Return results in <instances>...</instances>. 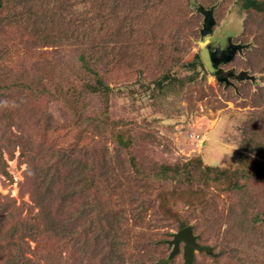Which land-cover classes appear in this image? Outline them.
Segmentation results:
<instances>
[{"label": "rangeland", "instance_id": "374dc122", "mask_svg": "<svg viewBox=\"0 0 264 264\" xmlns=\"http://www.w3.org/2000/svg\"><path fill=\"white\" fill-rule=\"evenodd\" d=\"M163 1L159 5L165 3V8L171 9L168 14L161 13L164 7L152 3L145 12L141 8L133 42L115 41L120 36L106 39L97 48L100 56L96 64L78 60L83 54L75 52L81 46L71 45L73 40L53 45L20 33L17 25L5 29L0 24V39L4 44L25 47L32 68L40 63L62 68L63 62L72 65L50 82L75 88L91 100L88 112L80 114L66 108L59 97L47 96L32 104L39 122L27 147L34 144L38 155L21 156L20 147L0 142V149L12 150L5 154L7 175H0V204L8 206L0 224V264L6 263L15 248L24 251L29 264H53L56 260L60 248L53 240L38 246L24 237L35 228L33 217L40 212L25 179L31 167L44 165L53 152L71 153L73 158L76 149H97L96 158L113 160L106 168H113L116 176L101 184L114 188L110 199L119 213L131 216L134 204L129 196L135 200L152 197L151 222L146 218L138 224L129 219L120 233L141 243L151 233L154 239L161 237L155 248L161 259L153 264H183L182 243L178 254L165 262L171 250L165 240L180 228V222L190 224L198 242L211 249L210 254L196 251L193 264H252L256 259L255 264L260 263L264 216L255 212H264V12L245 10L241 0H215L211 5L210 0ZM144 2L149 1L126 0L120 4L121 13L139 9ZM200 8L212 9L213 23L206 38L217 59L230 57L220 67L233 73L231 85L216 81L201 65L198 52L205 15ZM124 46L128 47L126 53L121 50ZM71 57L74 62H69ZM97 81L103 84L99 93L89 95L90 86H97ZM83 97L79 98L82 103ZM4 106L0 103V116L5 113ZM82 114L87 117L82 119ZM94 125L97 127L92 129ZM29 157H34L33 162ZM168 167L179 172L168 171ZM206 168L212 170L202 177L199 171ZM215 169L224 170L228 178L214 180ZM241 171L250 174V179H239ZM75 198L78 203L83 201L78 193ZM196 198L203 203L207 200V207L194 206ZM162 203L179 217L165 216L159 207ZM127 251L124 257L129 260L136 251ZM75 253L63 249L62 258L70 259Z\"/></svg>", "mask_w": 264, "mask_h": 264}, {"label": "trees", "instance_id": "16d2710c", "mask_svg": "<svg viewBox=\"0 0 264 264\" xmlns=\"http://www.w3.org/2000/svg\"><path fill=\"white\" fill-rule=\"evenodd\" d=\"M148 1L141 3L139 9L126 11V14L121 13L120 6L126 0H120V2L116 0L113 3L112 0H0V24L6 26L5 29L7 26L17 25L20 33H28L35 36L36 40L50 41L53 45H62L73 40L71 45L81 46L80 49L75 50V52L80 51L83 54L79 55L78 60L83 64L89 60L96 64L100 56L97 48L106 39L113 40L122 36V41L120 38L115 41L133 42L131 36L136 30L135 26H138L136 20L139 15L137 13L141 8V12H145L152 7L151 3L155 7L165 8L166 5L165 3L159 5L164 2L163 0H157L158 4L153 0ZM214 1L210 0L208 4L211 5ZM241 1V6L247 11L264 12V0ZM122 9L125 11V8ZM160 11L162 14L163 12L168 14L167 11H171V9L165 8ZM156 20L160 22V18L157 17ZM151 28L155 29L153 24ZM124 48L126 51L123 48L121 50L126 53L128 47L124 46ZM262 51L264 55V46ZM96 55L97 57L94 58L93 56ZM27 59L29 60L25 47L4 44L0 39V103L1 106L5 105V113L0 116L2 118L0 142L3 141L4 145L8 143V146L11 145V147H20V155L26 157L29 153H32V156L39 154V150L34 144L27 147L35 136L34 126L39 122L35 109H33L34 102L47 96L54 100H58L59 97L66 104V108L80 114L83 111L88 112L86 108L90 107L91 101L75 88H65L59 81L54 84L50 82L53 79H58L60 72H64V69L68 68L70 64L63 62L64 67L62 68L40 63L32 68L28 65ZM72 61L73 57L69 62ZM71 67L72 65L70 70ZM96 83L97 86H90L89 95L99 93L98 87L103 84L100 81ZM81 96L85 97H83V103L79 99ZM86 117L84 114L81 115L82 119ZM96 127L94 125L92 129ZM49 130L50 127L46 126V131ZM254 145L259 148L260 144L254 141ZM24 147L27 148L23 150ZM10 151L12 152V150L0 149V175H7L5 154H9ZM76 151L78 155L71 158L70 152V154L60 153L57 150L48 156L44 165L30 168V175L26 176L25 183H28L31 197L40 212L38 211L33 217L34 222L36 221L35 228L31 229L30 234H26L24 237L36 241L38 246L41 242L53 240L56 247L60 248L53 264H153L161 259L160 256L155 255L158 251L155 248L159 246L158 241L161 237L154 239L152 237L154 233H151L142 244L139 241L127 240L121 235L123 232L120 233V230H124V226L128 224L129 219L138 224H141V221H145L146 218H148L146 219L148 222H151V215H148V211L153 208L152 197L148 200L145 197L135 200L133 196H129L128 200L132 205L134 204L130 209L131 216L119 213L115 205L112 204L114 201L110 199L114 188L111 184L110 186L101 184L103 180L107 183L108 180L113 179V176H116L113 168H106V164H113V160H107L104 157L100 160L96 158L99 156L97 149H76L74 152ZM28 159L33 162L34 157ZM48 160L50 161L48 162ZM166 170L173 171L175 174L179 172L178 169L171 167ZM211 170L206 168L199 172L203 175ZM214 172V180L219 177L228 178L224 170L215 169ZM163 173L166 175L167 171H163ZM235 176L234 173L230 178L233 179ZM142 177L144 178L143 175ZM250 177V174L241 171L238 178L249 180ZM128 178L130 179L132 176ZM252 178L254 177L252 176ZM77 193L83 200L80 203L75 201ZM108 197L110 200L106 202L105 199ZM197 200L194 206L198 204L203 208L207 207V200L204 203L202 200ZM162 204L163 207H159L164 209L165 216L179 217L178 213L173 212L170 208H164L165 204ZM71 206H76V208L70 210ZM67 208H69L68 213L66 212ZM7 210L6 204H0V224L4 222V214ZM255 214L264 216L263 210L261 212L258 210ZM148 222L146 223L148 224ZM188 225L190 224L180 222L178 230ZM260 240L258 237V241ZM128 244L131 245V248H127ZM138 248L140 250H137ZM40 249L38 248V250ZM63 249H74L76 253L72 258L65 259L62 258ZM130 249L136 252H133L135 254L133 258L129 255L130 258L127 260L124 254ZM1 250L2 247H0V252ZM68 253L72 255L74 252ZM64 254L67 255V252L64 251ZM59 259H63V261L60 263ZM29 261L30 259L24 251L15 248L8 254L5 264H29ZM254 261L252 264L257 263V259ZM258 261L259 264H264V256ZM157 263L164 264V261Z\"/></svg>", "mask_w": 264, "mask_h": 264}, {"label": "water", "instance_id": "95a60500", "mask_svg": "<svg viewBox=\"0 0 264 264\" xmlns=\"http://www.w3.org/2000/svg\"><path fill=\"white\" fill-rule=\"evenodd\" d=\"M205 15V25L202 31V37L199 41L200 49L198 55L201 60V65L206 68L209 74L214 76L216 81L224 83L225 85H231L229 78H233L232 72L222 71L220 65L230 60V57L226 59H217L215 53L210 49L207 36L209 34L208 26L213 23L212 9L204 11L202 8L199 9ZM240 78V76H239ZM165 242L171 247L168 253L166 261H171L180 250V244L182 247L183 264H193L195 252H204L210 254L211 249L207 245L200 244L198 242V236L193 233L191 225L185 226L180 230L171 234V238L165 240Z\"/></svg>", "mask_w": 264, "mask_h": 264}]
</instances>
